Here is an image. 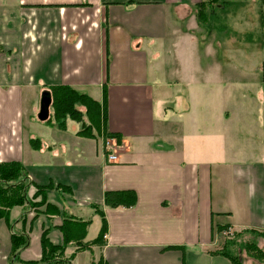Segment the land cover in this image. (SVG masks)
I'll use <instances>...</instances> for the list:
<instances>
[{
    "label": "crops",
    "instance_id": "crops-1",
    "mask_svg": "<svg viewBox=\"0 0 264 264\" xmlns=\"http://www.w3.org/2000/svg\"><path fill=\"white\" fill-rule=\"evenodd\" d=\"M207 1L0 0V162L23 165L38 205L12 208L10 228L0 219V264L11 233L29 238L23 262L41 258L45 230L62 246L69 217L70 264H232L216 254L225 240L264 231V53H253L264 0L244 52L218 23L229 5L199 25ZM60 85L104 106L97 135L38 119L43 93ZM108 137L119 143L112 163ZM121 191L134 205L104 204ZM95 208L106 232L81 248L99 233Z\"/></svg>",
    "mask_w": 264,
    "mask_h": 264
},
{
    "label": "trees",
    "instance_id": "trees-1",
    "mask_svg": "<svg viewBox=\"0 0 264 264\" xmlns=\"http://www.w3.org/2000/svg\"><path fill=\"white\" fill-rule=\"evenodd\" d=\"M230 5L229 0H208L196 5V18L203 30L211 25L213 19L217 18L216 6L225 8ZM224 14V13H222ZM210 27V26H209ZM45 94L50 98V115L46 122L54 125L57 129L64 130L67 121L79 124L77 135L83 137H94L104 125L105 108L85 94L79 93L69 86H53L45 90ZM52 117V119L50 118ZM50 119L52 121H50ZM102 129V128H101ZM106 136V134H105ZM118 140V139H117ZM31 148L40 147L37 139H30ZM33 183L28 178L27 173L20 162L9 161L0 162V219H3L10 228L12 222L9 219V211L14 207H37L32 203L28 196V189ZM48 186L47 188H49ZM45 188L36 187V194L42 195ZM135 194L132 191L107 192L104 195V204L115 208L118 206H132L135 203ZM96 212L101 216V227L97 237L90 243L84 244L81 248H88L90 245L102 243V238L106 232V221L98 208ZM71 218L63 220L61 231L64 244L54 246L49 243L47 231H43L41 236L42 254L38 261L23 262L19 258L20 252L29 244V238L25 234L11 233V248L9 254L10 264H70V260L64 258V246L70 241L65 229ZM222 230V229H221ZM220 230V231H221ZM246 233H249L246 235ZM235 238V240H233ZM232 240H225L223 248L216 254L227 258L232 264H245L244 258L237 255V251H246L252 249L254 241L261 239L264 241V231L248 230L246 232L233 235ZM250 239V240H248ZM248 240V241H245ZM236 251V254L234 253ZM96 264H104L102 258Z\"/></svg>",
    "mask_w": 264,
    "mask_h": 264
},
{
    "label": "rangeland",
    "instance_id": "rangeland-1",
    "mask_svg": "<svg viewBox=\"0 0 264 264\" xmlns=\"http://www.w3.org/2000/svg\"><path fill=\"white\" fill-rule=\"evenodd\" d=\"M230 7L226 10L230 11V13L225 12L227 15L226 19H220L219 24H222L227 27L228 32L231 35L236 36L237 39L240 40V45L242 51L250 49V45L244 42V38L249 31H253L256 33L258 19L260 16L261 5L259 0H229ZM225 14H223L225 16ZM253 42L260 44L259 38L257 39V34L252 35ZM251 39V36H250ZM249 39V40H250ZM254 47L252 46V51ZM256 51V50H255ZM254 54L264 53V44L262 42V50L259 52H253ZM52 119V117L50 116ZM50 119V121H52ZM75 126V123L68 122V126ZM249 233H246L248 235ZM250 236V234H249ZM233 236H230L228 240H232ZM235 240V238L233 239ZM250 240V239H248ZM245 240V241H248ZM254 246L250 250L237 251V255L244 258L245 264H264V241L261 239H257L254 241ZM236 254V251H234Z\"/></svg>",
    "mask_w": 264,
    "mask_h": 264
},
{
    "label": "built area",
    "instance_id": "built-area-1",
    "mask_svg": "<svg viewBox=\"0 0 264 264\" xmlns=\"http://www.w3.org/2000/svg\"><path fill=\"white\" fill-rule=\"evenodd\" d=\"M104 150L107 155V161L112 163L116 159V151L119 148V143L114 137H108L104 139Z\"/></svg>",
    "mask_w": 264,
    "mask_h": 264
},
{
    "label": "water",
    "instance_id": "water-1",
    "mask_svg": "<svg viewBox=\"0 0 264 264\" xmlns=\"http://www.w3.org/2000/svg\"><path fill=\"white\" fill-rule=\"evenodd\" d=\"M50 105V98L48 94L43 93L40 100V109L38 113V119L46 120L48 117V108Z\"/></svg>",
    "mask_w": 264,
    "mask_h": 264
}]
</instances>
